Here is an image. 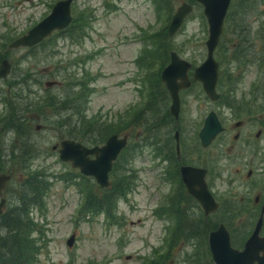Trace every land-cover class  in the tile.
I'll list each match as a JSON object with an SVG mask.
<instances>
[{
	"label": "rangeland",
	"instance_id": "374dc122",
	"mask_svg": "<svg viewBox=\"0 0 264 264\" xmlns=\"http://www.w3.org/2000/svg\"><path fill=\"white\" fill-rule=\"evenodd\" d=\"M58 1L0 0V64L4 59L12 63L8 76L0 79V120L8 119L0 125V171L11 175L0 198L6 197L4 210L9 212L20 205L24 194L34 197L28 183H46L42 200L29 210L36 223L31 236L40 247L33 264H207L209 260L200 257L199 243L206 239L209 246V233L184 236L187 232H181L176 214L172 215L176 201L167 195L160 200L156 193L161 182L159 152L175 132L176 123L169 111L171 97L160 82L161 69L170 60L162 66V51L155 48L166 45L162 28L169 27L177 8L187 2L194 11L167 43L170 51L194 67L204 62L209 37L204 7L196 0H73L74 17L87 21L83 29L55 31L32 48L9 47ZM244 2L232 1L215 51L221 98L211 100L202 84L195 82L182 92L180 123L183 144L190 146L189 162L207 159L215 171L211 184L221 209L202 230L225 222L233 244L240 249L259 218L262 202L255 204L254 198L264 194V131L262 137L256 136L264 128V0H257L258 8ZM165 3L161 9L159 4ZM51 81L55 83L47 86ZM50 96L57 105L86 97L84 123L70 119V111L57 113L44 106ZM211 109L226 129L203 149L195 133ZM140 111L142 116L135 118ZM73 117L79 115L73 112ZM65 119L85 134L86 143L100 138V131L104 133L102 122L110 128L108 134L114 129L129 137L127 149L133 148L123 152L110 187L113 190L123 180L126 188L129 176L136 177L135 182L110 212L91 209L88 196L101 194L95 178L60 160L54 148L70 138L62 124ZM128 166L132 171L126 170ZM178 209L187 224L196 223L201 230L205 217L199 210L186 202ZM171 227L183 235L174 245L168 240Z\"/></svg>",
	"mask_w": 264,
	"mask_h": 264
},
{
	"label": "water",
	"instance_id": "95a60500",
	"mask_svg": "<svg viewBox=\"0 0 264 264\" xmlns=\"http://www.w3.org/2000/svg\"><path fill=\"white\" fill-rule=\"evenodd\" d=\"M73 0H59L52 11L27 33L16 38L10 43V48L32 47L56 30L67 28L73 21L71 4ZM204 7V14L209 25V37L207 44V58L193 71V80L200 81L206 94L212 100H218L220 93L217 91L219 81L220 64L215 57V51L220 43L224 30V23L232 0H196ZM193 11L190 3L184 2L173 15L169 24V34L174 36L184 24L186 17ZM12 64L4 59L0 64V78H6L10 73ZM193 64L181 57L176 51L171 52V61L161 74L162 80L170 91L172 103L170 110L179 119L181 109L180 91L191 86L192 80L189 71ZM54 81L46 85L54 84ZM224 130L218 115L211 111L205 119L200 131V137L204 146H208L217 135ZM178 138V133L176 134ZM128 144V137H120L114 134L102 145L88 146L75 139H63L54 148H58L59 158L64 162H70L74 168H78L83 175L92 176L97 184L105 188L110 185V173L115 161L122 150ZM206 169L195 166H183V178L193 193L201 202L207 212L218 209V203L205 181ZM11 179L9 173L0 171V196ZM6 197L0 198V216L6 205ZM264 206L261 215L255 225L251 236L247 239L244 248L233 246L231 234L224 223L209 234V246L215 264H264ZM73 238L68 244H73Z\"/></svg>",
	"mask_w": 264,
	"mask_h": 264
},
{
	"label": "trees",
	"instance_id": "16d2710c",
	"mask_svg": "<svg viewBox=\"0 0 264 264\" xmlns=\"http://www.w3.org/2000/svg\"><path fill=\"white\" fill-rule=\"evenodd\" d=\"M244 1H247L248 3L246 4H253V8H258L257 7V0H235V2H238L239 4L243 3ZM245 4V2L243 3ZM160 8L163 9V5L165 4H159ZM242 8V7H241ZM237 12L238 14L240 13L241 9ZM75 18V17H74ZM87 22L85 21L84 18L81 16H77L73 23L65 30L61 31L62 34L65 32L67 33L68 31L71 32V30L74 28L75 31L77 29H83L84 23ZM81 25V28H77L75 26ZM74 31V32H75ZM162 36V44H165L164 47H156L155 50L156 52L158 50H161V56L159 57V60H162L161 64L164 66L166 64L167 60H170V46L168 45V40L170 34L168 28H162V32L160 33ZM146 57V56H145ZM2 59V56H0V60ZM221 81V80H220ZM160 82L164 85V83L161 81ZM85 87V86H83ZM80 95H85V91H80ZM47 103L44 106L52 107L57 113H61L62 111H70L72 112V115L69 116L70 119L76 120V121H85V118H87V115L85 114V110L88 106V102L86 97L82 99H79L77 96L76 98L72 99H66L65 101H62V104L57 105L56 101H54V98L50 96L47 100H45ZM73 112L78 114L79 117L75 118L73 117ZM18 114V113H16ZM143 114V111H140L139 113L136 114L135 118L141 117ZM20 115V114H19ZM172 116V115H171ZM173 118V116H172ZM5 119V118H4ZM0 120V125H4V121ZM18 120H20V116L18 117ZM109 120V119H107ZM4 121V122H2ZM89 121V120H88ZM87 121V123H88ZM112 122V121H111ZM63 126H66L65 128L69 130V135L68 137L74 138L76 140H81L83 143L85 142V134L79 132V128L74 125L73 123H70L68 119H65L64 122H62ZM96 127H100L101 123L100 122H95ZM113 123H111L112 125ZM100 125V126H99ZM110 125V126H111ZM102 126L104 128V133H101L100 131V138H96L93 140H89L93 145L99 144V142H102L106 140V138L110 137L112 134L117 133L116 130L112 129L111 135L108 134L110 128H108V125L106 122H102ZM6 131V130H5ZM102 131V132H103ZM115 131V132H113ZM120 132V131H118ZM96 135H99V131L96 132ZM110 135V136H109ZM91 143H86V144H91ZM133 147L129 149H125L124 153L128 150H131ZM27 152H30V150H27ZM124 157L123 153L120 155L118 160L115 162V168H118V162L119 160ZM128 172L132 171V167L128 166L126 168ZM125 178V176H124ZM129 181L127 182V187L125 188V182L121 180V182L117 185H114L115 188L112 190L111 187H105L102 188L98 184L96 185L97 189L101 191V194H96L94 192L91 193L88 196V204H90L91 209L94 208L96 213H101V212H110L112 208H114V203L119 197H124V195L127 194L128 190H130L132 183L135 182L134 176H129ZM90 180V178L88 177ZM39 184V185H37ZM46 183L44 181H39V182H34V183H28L29 190L31 189V195H34V197L28 198L26 194L21 199V203L18 207H15L14 209H11L9 212H4L0 216V255H1V261L0 264H33L38 252L40 251V247L36 245L35 240L32 238V233L36 230L34 228V224H36L29 216L30 213V205L33 204V206L37 205V203L42 200L43 195H45V189H46ZM188 220H182L180 222L181 225V232L186 231V237L190 238L191 236L194 235H202V234H208V230H202V228H207L208 227V222L204 219L201 221V230L198 231L196 227H199L198 224L195 223L194 226L187 224ZM200 228V227H199ZM204 236V235H202ZM179 239H183V235H179ZM206 239L204 241H201L199 243V246H202V250L200 252V257L206 258L209 260L207 264H214V261L212 259V255L209 249V246H207Z\"/></svg>",
	"mask_w": 264,
	"mask_h": 264
},
{
	"label": "flooded vegetation",
	"instance_id": "af4514ba",
	"mask_svg": "<svg viewBox=\"0 0 264 264\" xmlns=\"http://www.w3.org/2000/svg\"><path fill=\"white\" fill-rule=\"evenodd\" d=\"M194 83H193V85H194ZM193 85H191L190 88L193 87ZM187 89H189V88H187ZM184 90H186V88L181 90V92H180L181 95H182V92ZM212 110L213 109H211L210 111H212ZM169 111H170V108H169ZM181 111H183L182 108H181ZM171 115L173 116L172 121L174 120V122L176 123V129H175V132H173L172 136H170V139H169L170 142L168 141V142L164 143L161 151L159 152V156H158L159 167H160L159 179L161 182L158 184V189L156 190V193H158L160 200L163 199L162 197L167 195V196H172V199L176 201L175 202L176 205H174L175 208L172 211V215L176 214L179 229H181L180 222L182 220H184L185 218L180 217V215H179L180 209H178V206L180 204L184 205L185 202L192 205L193 210H196V211L199 210L200 214L205 217V220L208 222V225H211L212 221L210 220V218L212 216H214L215 214H217L219 212V210L221 209V204L218 201L214 191L212 190L213 188H212V184H211V178L212 177H210V176L212 174H214L215 171H213L212 166L209 164V162L207 163V159H206L205 163L200 162L199 160L189 162V159L187 157V155L189 154V150H187V149H189L190 146H189L188 142H186V144L184 146L183 141L185 140V138H184V140L182 139L184 136L182 134L181 126H180V123L182 120V112L180 114L179 119H177L172 113H171ZM243 123L244 122L241 121V122H238L236 125L240 126ZM263 131H264V128L259 129L256 136L259 138L262 137ZM177 133H178V138L176 137ZM168 134L170 135V132ZM195 134H196L198 141L200 140V143H201V146L200 145L199 146L196 145V146H198L200 148L202 147L203 149H206L212 145V143L208 146L203 145L201 137H200V131H198V133H195ZM238 137H239V133L236 134L235 138H238ZM183 166H195V167H200V168L206 169L205 181L207 183L208 189L212 192V195L214 196V198L216 199V201L218 203V209L217 210L207 212L206 209L202 206L200 200L193 193H191L188 184L186 183L185 179L183 178ZM251 173H252V171L249 172V175H251ZM163 185H166L167 188H165ZM169 186H170V189H169ZM168 189H169V191L167 192ZM254 202H255V204H260V202H262V206H261V210H260V214H259V217H260L263 206H264V194L258 193L254 198ZM220 222H222V221H220ZM220 222L217 224V227L221 224ZM224 224L226 225V223H224ZM228 229L232 235V231L230 230L229 227H228ZM169 230H171L170 231L171 235L169 236L170 238L168 240H171L170 242H172V244L174 245L175 241L177 240V237H179L180 234L178 233L177 230H174V228H172V227L168 228V231ZM212 230H214V229H212ZM212 230H209L208 233H210ZM174 236H176V238H174Z\"/></svg>",
	"mask_w": 264,
	"mask_h": 264
}]
</instances>
